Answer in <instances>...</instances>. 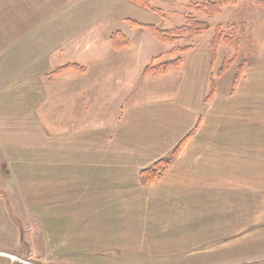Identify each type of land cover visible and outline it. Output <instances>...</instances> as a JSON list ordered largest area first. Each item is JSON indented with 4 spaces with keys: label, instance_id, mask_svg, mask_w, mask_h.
I'll list each match as a JSON object with an SVG mask.
<instances>
[{
    "label": "crops",
    "instance_id": "1",
    "mask_svg": "<svg viewBox=\"0 0 264 264\" xmlns=\"http://www.w3.org/2000/svg\"><path fill=\"white\" fill-rule=\"evenodd\" d=\"M147 13L131 0H0V264H122L140 247L158 258L140 264H264V56L233 82L236 61L217 76L224 44L213 57L200 35L179 68L144 65L130 82V20ZM115 32L128 46H111ZM68 63L83 71L54 73Z\"/></svg>",
    "mask_w": 264,
    "mask_h": 264
},
{
    "label": "rangeland",
    "instance_id": "2",
    "mask_svg": "<svg viewBox=\"0 0 264 264\" xmlns=\"http://www.w3.org/2000/svg\"><path fill=\"white\" fill-rule=\"evenodd\" d=\"M203 1L205 0H200L199 2L195 0H187V1L185 0V2L183 3L184 5L181 3L182 5L168 4L169 6H164L161 5L158 0H152V5L160 9L161 15H157L156 13H147L149 14L148 19L150 20H145L143 23L152 24L162 29H170L182 25L184 23L183 14L189 13L195 19H198L200 21H205L211 26L208 32H205L196 39L198 40L197 42L200 43V46L203 45L205 47H209V42L211 36H213V32L216 26L219 27V30L221 31L222 35H229V36L231 35L236 37L237 40L236 42H234L235 41L234 39L231 47L225 45L221 41L220 43L224 45L222 46L220 45L217 49L218 63H220L225 56L228 59L234 58V62L236 61L233 68L229 71V76L231 77L235 73L236 64L244 60L247 62L259 60L264 56V23H260L258 20L255 19L257 15H255L253 10H250L249 7L246 6V3L249 2V5L253 7L257 6L259 8L260 7L264 8V6L257 4L255 0H238L234 5L223 8L218 15H215L213 17L206 16L200 12H196L194 10L187 8L188 3L190 2L201 3ZM245 12H247L246 20L248 22H246L245 20V15H244ZM128 32L130 33V41L132 43V48L138 45V49L140 51V52L138 51L132 52V54H130L131 61H133L130 65V82L134 81L137 77L140 76L141 68L150 62L151 57L157 55L158 57L156 61H163L169 58H173L177 54L170 55L168 54L167 51H169L174 46L191 45V39H192V38H186L175 43H167V44H171L169 47H167V45H160L161 43L156 41V39L152 35H150L147 31H145L142 27H136L130 25V30H128ZM234 46L236 48H234ZM164 50H166L165 53H163ZM160 78L164 80V77H160ZM145 82L147 81L146 80L140 81L136 86V89L134 90L139 89V87H141L142 84H145ZM122 105H125V103ZM26 170H28V168H26ZM137 249H138V254L141 253V256H139L138 259L130 260V258H135L134 256H132L133 253H130L131 257L125 258V260L127 261H122L121 263L131 264V262L134 261V264H140L141 262H136V261H142L146 263L158 259V258H146L147 250H150V248L148 247L133 248L132 251ZM154 249L156 250L157 248ZM159 253H164V252L163 251L157 252V255ZM166 258H175V256L174 254L167 255ZM61 264H68V263L66 262L63 263L61 260ZM88 264H94V263H90L88 261Z\"/></svg>",
    "mask_w": 264,
    "mask_h": 264
},
{
    "label": "trees",
    "instance_id": "3",
    "mask_svg": "<svg viewBox=\"0 0 264 264\" xmlns=\"http://www.w3.org/2000/svg\"><path fill=\"white\" fill-rule=\"evenodd\" d=\"M134 3L142 6L161 15L159 8L153 7L150 0H131ZM238 0H205L201 3L190 2L187 5L188 9L200 12L206 16L213 17L218 15L221 10L227 6L234 5ZM257 4L264 6V0H255ZM184 23L178 27L170 29L158 28L152 24H144L135 20H130V25L136 27H142L150 35H152L159 43H175L186 38H195L205 32H208L211 26L205 22L195 19L191 14H183ZM235 39V41H234ZM236 37L229 35H222L219 27L216 26L213 32V36L210 39V47L212 49V56L215 57L216 49L219 43L222 41L225 45L231 47L233 41L236 42ZM111 46L115 49H121L128 46V40L120 33L115 32L110 36ZM235 44V43H234ZM191 45L174 46L168 51V54L174 55L173 58H169L163 61H156L158 56L151 58L150 62L146 64L142 69V76L153 75L159 76L165 74L167 71L177 69L182 63V57L180 54L185 53L191 49ZM234 48H236L234 46ZM234 63V58H225L218 68L216 75L219 76L225 72L230 65ZM244 61L238 63L236 73L234 75L233 82H235L242 71ZM66 70H75L82 72L83 69L76 64L68 63L57 68L54 73H59ZM215 82L213 78H210L209 92L205 96V101L208 100L214 92ZM184 140H181L177 146L170 152L169 155L157 160L150 167L140 171L139 177L143 184H152L155 182L169 167L172 158L178 153Z\"/></svg>",
    "mask_w": 264,
    "mask_h": 264
}]
</instances>
